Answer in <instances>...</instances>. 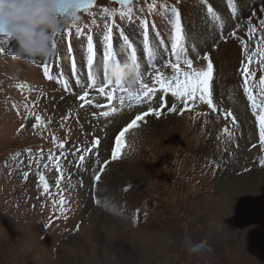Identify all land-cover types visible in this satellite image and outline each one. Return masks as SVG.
<instances>
[{
	"label": "rangeland",
	"instance_id": "374dc122",
	"mask_svg": "<svg viewBox=\"0 0 264 264\" xmlns=\"http://www.w3.org/2000/svg\"><path fill=\"white\" fill-rule=\"evenodd\" d=\"M130 7L131 16L129 6L96 0L78 13L83 34L70 29V40L58 37L57 52L36 63L16 58L15 42L0 45V264H264V146L241 71L245 46L249 52L264 47V0H135ZM173 9L183 37L180 72L204 70L203 58L211 60L218 111L198 98L185 109L154 83V69L166 79L177 75L162 67L176 62ZM112 20L117 57L130 51L123 32L143 66V82L156 89L131 107L127 100L120 107L119 92L109 100L85 87L87 35L93 36L96 68ZM256 60L250 87L259 97L264 66ZM173 103L175 112L166 107ZM112 107L115 114L99 115ZM149 108L161 114L129 130L127 146L113 160L115 136ZM37 115L42 121L34 128ZM201 240L207 248L190 253V244Z\"/></svg>",
	"mask_w": 264,
	"mask_h": 264
},
{
	"label": "snow or ice",
	"instance_id": "6c2138e0",
	"mask_svg": "<svg viewBox=\"0 0 264 264\" xmlns=\"http://www.w3.org/2000/svg\"><path fill=\"white\" fill-rule=\"evenodd\" d=\"M116 2L120 5H128V15L131 16L132 8L130 7L133 4V0H116ZM95 4V0H55V11L58 16H64L67 13L71 12H87L91 7ZM155 7L154 5L152 6ZM152 10V9H150ZM176 16V43L172 46L173 55L176 56L175 63H169L168 65H162V67H171L173 72L177 73L176 76H173L171 79H166L163 74H161L159 69H154L156 75L154 77V83L159 84L160 91L163 93L171 92L172 97H174L177 101H180L184 108L187 109V102L194 101V98H198L201 102L206 103L214 112L218 111V109L213 104L212 99V80L214 73V66L211 60L208 57H204L203 59L208 61L206 65V69L200 71H192V72H180V64H181V54L183 53V48L180 47V41L182 40V30L180 27L179 21V13L176 12L175 9L172 10ZM103 13L109 17L113 15V13H109L108 9H103ZM121 16H124L125 13L121 12ZM93 25L96 24L95 19L91 22ZM114 20L109 25H106V35L104 37L105 40V51L103 53V60L100 65L94 68L95 61V48L93 44V36L87 35V43H88V83L86 84L87 89H92L98 92L101 95H106L109 100L113 99L112 93L119 92L121 95L119 96L120 107L123 108L125 101L127 100L129 107L133 106L136 103L141 102L142 98L148 97L150 98L151 93L156 91L155 87L149 88L143 82V66L139 63L135 49L132 44L127 40L126 37L123 36V32H121V38L124 39L125 45L130 50L129 54L124 58L120 59L117 57L116 52L114 51L113 45V26ZM264 25V21L261 22ZM87 27V26H84ZM75 33L77 35L83 34V27L77 26L74 28ZM71 31L65 30L59 33H56L52 37L51 47L52 51L55 54L57 52V38L66 36L67 38L71 37ZM145 41H147V36H145ZM261 41L264 42V37L261 38ZM14 43L13 39L0 27V45H12ZM15 51V48H13ZM246 55V62L242 67V75L244 76L243 81V90L244 94L247 96L252 115L256 118V123L259 127V136L261 145L264 146V76L259 77V83L261 85V94L259 97L255 95L250 87V80H255L257 77L255 73H252L250 70V65L253 62V57H257L256 63L260 66H264V47L261 44L256 45V50L249 52L247 46L244 49ZM149 55H153L151 50H149ZM32 63H36V61H30ZM121 63H129L133 66L137 73V84L139 85L138 89L135 92H130L123 84L113 81L110 79L108 74V66L114 65L119 67ZM183 63L188 66V68H192L193 61L191 59L184 58ZM44 75L49 77V71L47 67V60L44 62ZM50 78V77H49ZM89 96L88 91H83V95L79 97V99L83 102L86 101ZM97 107H101L100 104L96 105ZM81 107H84V104H81ZM171 111H177L175 103L171 105H166ZM118 111L117 108L112 107L111 112L102 111L100 112V116L108 117L111 114H115ZM156 115L159 116L161 113L159 109L149 108L147 111L143 113V115H136L135 118L124 128L122 131L118 133V135L114 138V147L111 149V156L113 160L119 159L123 153V149L127 146L125 142L126 133L129 130L134 129L139 126V122L142 121L148 115ZM95 115V114H94ZM226 117L232 116L231 112L225 113ZM233 123H235V118L233 117ZM36 124L33 127H37L42 121V117L37 115L35 116ZM50 123V121H49ZM223 131L227 134L228 129L224 128ZM56 138L53 137V143H56ZM101 141L99 138H96L92 141V146L94 149H98ZM58 147L63 149V143H59ZM84 151V150H81ZM49 160L55 159L53 156L48 157ZM79 164L78 167L84 163L85 157L83 154L79 156ZM260 166L264 167V159L260 160ZM56 169L61 170L60 164L57 162L55 165ZM106 167V165H105ZM25 178H27V173H25ZM100 176H95L94 179L96 181L100 180ZM39 179L41 181L44 192L47 194L49 191V184L45 180V176L43 174L39 175ZM59 184V181H57ZM66 203L64 198L61 196L59 200V204L61 205V211H63V205ZM99 203V202H98Z\"/></svg>",
	"mask_w": 264,
	"mask_h": 264
},
{
	"label": "clouds",
	"instance_id": "9594fccd",
	"mask_svg": "<svg viewBox=\"0 0 264 264\" xmlns=\"http://www.w3.org/2000/svg\"><path fill=\"white\" fill-rule=\"evenodd\" d=\"M82 19L77 12L58 16L55 0H0V27L16 45L15 57L26 60L48 59L54 55L52 37L61 31L80 26ZM113 83L123 84L130 92L138 89L137 73L129 63L119 67L108 66ZM134 146V144H133ZM207 248V241L190 244L188 251L197 253Z\"/></svg>",
	"mask_w": 264,
	"mask_h": 264
},
{
	"label": "bare ground",
	"instance_id": "6f19581e",
	"mask_svg": "<svg viewBox=\"0 0 264 264\" xmlns=\"http://www.w3.org/2000/svg\"><path fill=\"white\" fill-rule=\"evenodd\" d=\"M94 215H95V214H94ZM99 221H101V222H103V223H105V224H106V223L108 224V222H107V220H106L105 218H102V217H101V218L99 219ZM107 224H106L105 226H107ZM108 225H109V226H110V225L113 226L112 224H108ZM103 226H104V225H103Z\"/></svg>",
	"mask_w": 264,
	"mask_h": 264
},
{
	"label": "water",
	"instance_id": "95a60500",
	"mask_svg": "<svg viewBox=\"0 0 264 264\" xmlns=\"http://www.w3.org/2000/svg\"><path fill=\"white\" fill-rule=\"evenodd\" d=\"M109 1H112V2H116V0H109ZM134 1V0H133ZM117 3V2H116ZM92 8V7H91ZM81 12V11H80ZM78 13V12H77Z\"/></svg>",
	"mask_w": 264,
	"mask_h": 264
}]
</instances>
